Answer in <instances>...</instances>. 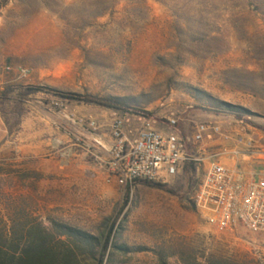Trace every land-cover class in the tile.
Instances as JSON below:
<instances>
[{
	"label": "rangeland",
	"instance_id": "rangeland-1",
	"mask_svg": "<svg viewBox=\"0 0 264 264\" xmlns=\"http://www.w3.org/2000/svg\"><path fill=\"white\" fill-rule=\"evenodd\" d=\"M0 75L21 89L0 102L1 224L112 231L110 250L129 251L116 264H264L263 237L216 233L196 213L202 163L126 198L100 169L106 152L76 125L91 119L108 135L117 117L125 131L175 119L190 138L195 124H218L253 142L252 155L224 163L264 170V0H0ZM37 113L46 119L27 121Z\"/></svg>",
	"mask_w": 264,
	"mask_h": 264
},
{
	"label": "built area",
	"instance_id": "built-area-1",
	"mask_svg": "<svg viewBox=\"0 0 264 264\" xmlns=\"http://www.w3.org/2000/svg\"><path fill=\"white\" fill-rule=\"evenodd\" d=\"M26 75V70H20L19 77ZM139 120L125 131V119L115 118L106 127L110 138L107 149L96 135L105 127L91 119L76 121L82 133L94 137L92 149L106 152L100 169L107 183L130 193L136 184L166 183L187 165L198 168L202 163V176L191 197L196 213L216 233L241 230L264 238V170L256 173L241 164L224 163L252 155L250 139L223 132L213 123L195 124L190 138H184L175 119H167L161 129L149 118Z\"/></svg>",
	"mask_w": 264,
	"mask_h": 264
},
{
	"label": "trees",
	"instance_id": "trees-1",
	"mask_svg": "<svg viewBox=\"0 0 264 264\" xmlns=\"http://www.w3.org/2000/svg\"><path fill=\"white\" fill-rule=\"evenodd\" d=\"M14 91L21 89L17 86L4 87L0 91V102L9 100V94ZM23 91L33 94L40 90L29 87ZM49 93L63 101L85 102L78 95L64 94L51 89ZM187 166L194 169L192 164ZM145 184L161 188L158 184ZM125 194L128 198L129 191ZM111 237L112 231L96 237L54 221H49L47 228L36 219L18 223L11 217L8 224L0 223V264H116L112 260L113 255L124 256L129 251L126 247H113L111 251L109 247ZM155 264L168 262L166 258L159 256ZM211 264L229 263L215 261Z\"/></svg>",
	"mask_w": 264,
	"mask_h": 264
},
{
	"label": "crops",
	"instance_id": "crops-1",
	"mask_svg": "<svg viewBox=\"0 0 264 264\" xmlns=\"http://www.w3.org/2000/svg\"><path fill=\"white\" fill-rule=\"evenodd\" d=\"M15 81L13 80V78H11L8 75H0V91L6 86H10L12 84H19L18 82H15ZM45 119H46V117L40 113H37L35 115H32V114L27 115V121H38L39 122V121H42ZM50 131L55 135H59L61 137L60 140L64 139V137L62 135H60V132H58V130L56 128H55V130L51 128ZM3 133H4L3 132V123H2V119H1V115H0V141H1V138L3 136ZM97 137L99 139H103V140L107 139V140H109L108 143L110 142V139H108L107 134H100ZM56 142H58V141H56ZM241 165L243 167H245L246 169H250V167H248V165L246 163L245 164L241 163Z\"/></svg>",
	"mask_w": 264,
	"mask_h": 264
}]
</instances>
